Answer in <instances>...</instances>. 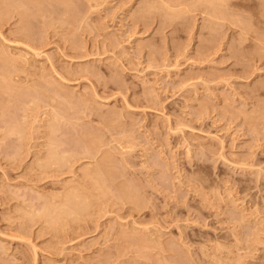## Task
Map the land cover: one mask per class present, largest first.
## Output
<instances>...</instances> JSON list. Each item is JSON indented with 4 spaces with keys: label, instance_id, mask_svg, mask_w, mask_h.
Segmentation results:
<instances>
[{
    "label": "rangeland",
    "instance_id": "rangeland-1",
    "mask_svg": "<svg viewBox=\"0 0 264 264\" xmlns=\"http://www.w3.org/2000/svg\"><path fill=\"white\" fill-rule=\"evenodd\" d=\"M210 1L0 0V264H264V0Z\"/></svg>",
    "mask_w": 264,
    "mask_h": 264
},
{
    "label": "bare ground",
    "instance_id": "bare-ground-1",
    "mask_svg": "<svg viewBox=\"0 0 264 264\" xmlns=\"http://www.w3.org/2000/svg\"><path fill=\"white\" fill-rule=\"evenodd\" d=\"M22 1H23V0H22ZM204 1H205V0H203V4L205 3ZM213 1L215 2V0H213ZM213 1H210L211 3L209 2V3H210L209 5H210L211 8H215V7H216L215 5H216V2H217V1H220V2H221V0H217V1L215 2V4H213V3H214ZM197 2H198V1H197ZM203 4H201V5H203ZM217 4H218V3H217ZM220 4H221V3H220ZM220 4H219V5H220ZM204 5H205V4H204ZM213 5H214V7H213ZM18 7H19V6H18ZM203 7H204V6H203ZM208 8H209V7H208ZM218 8L221 9L220 6H219ZM218 8L216 7L215 9L218 10ZM24 10H25V9H24ZM211 11H212V9H211ZM214 11H215V10H213L212 13H213ZM216 13H217V14L220 13V10L217 11ZM2 51H3V50H2ZM0 79H2L1 76H0ZM53 126H54V125H53ZM52 129H54V128H52ZM51 131H52V130H51ZM50 146H51V145H50ZM56 146H57V145H56ZM52 147H53V145H52ZM57 147H59V146H57ZM57 147H56V148H57ZM50 150H51V149H50ZM57 150H58V148H57ZM53 151H54V150H52V153H53ZM55 151H56V149H55ZM50 152H51V151H50ZM50 152H49V153H50ZM58 152H59V151H58ZM55 153H56V152H55ZM87 153H89V152H88V149H87ZM49 156H50V155H49ZM52 156H53V154L51 155V157H52ZM55 156H57V153H56ZM59 156H61V155H59ZM90 156H91V155H90ZM63 157H64V156H63ZM92 157H93V156H92ZM60 158H61V159H60ZM53 159H54V156H53ZM58 159H60L61 161H62V159H63V161L66 160V158H65V160H64V158H62V157H58ZM58 159H57V160H58ZM60 160L57 161V162H60ZM57 162H56V163H57ZM101 168H102V167H101ZM98 169H99V168H98ZM90 171H91V170H90ZM90 174L92 175V173H90ZM94 175L97 176V181H98V177H100V176L102 177V175H100V172H98L97 170L93 171V175H92V176L95 177ZM99 175H100V176H99ZM101 177H100V180H101ZM95 178H96V177H95ZM100 180H99V181H100ZM103 180H104V179H103ZM99 181H98L97 183H96V181H94V183L97 185V184L99 183ZM100 182H101V181H100ZM102 183H104V182H102ZM104 184H105V183H104ZM104 184H102V185H104ZM100 185H101V184H100ZM100 185L98 184L97 187L100 186ZM100 187H102V186H100ZM102 188H103V187H102ZM102 188H101V190H102ZM103 189H104V188H103ZM99 191H100V189H99ZM102 192H105V190H104V191L102 190ZM67 200L69 201L70 199H67ZM71 203H72V202H71ZM62 205H63V204H62ZM62 205H61V206H62ZM64 206H67V204L64 205ZM69 208H70V207H69ZM63 209H64V207H63ZM64 210H65V209H64ZM68 212H69V211H68ZM65 214H66V213H65Z\"/></svg>",
    "mask_w": 264,
    "mask_h": 264
}]
</instances>
